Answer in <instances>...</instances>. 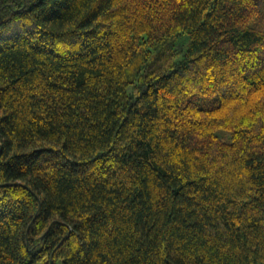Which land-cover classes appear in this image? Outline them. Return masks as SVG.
<instances>
[{
  "label": "trees",
  "instance_id": "trees-1",
  "mask_svg": "<svg viewBox=\"0 0 264 264\" xmlns=\"http://www.w3.org/2000/svg\"><path fill=\"white\" fill-rule=\"evenodd\" d=\"M0 264H264V0H0Z\"/></svg>",
  "mask_w": 264,
  "mask_h": 264
},
{
  "label": "rangeland",
  "instance_id": "rangeland-1",
  "mask_svg": "<svg viewBox=\"0 0 264 264\" xmlns=\"http://www.w3.org/2000/svg\"><path fill=\"white\" fill-rule=\"evenodd\" d=\"M185 38V37H184ZM184 41V39L182 40V42Z\"/></svg>",
  "mask_w": 264,
  "mask_h": 264
}]
</instances>
